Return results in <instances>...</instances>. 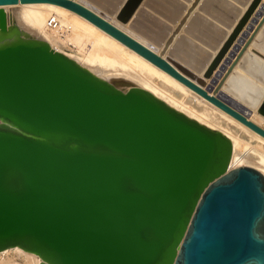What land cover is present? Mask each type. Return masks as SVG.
Returning <instances> with one entry per match:
<instances>
[{"label": "water", "instance_id": "95a60500", "mask_svg": "<svg viewBox=\"0 0 264 264\" xmlns=\"http://www.w3.org/2000/svg\"><path fill=\"white\" fill-rule=\"evenodd\" d=\"M25 2L80 14L264 137L248 118L264 117V0H0V250L38 264H264V175L228 166L219 129L98 76L3 7Z\"/></svg>", "mask_w": 264, "mask_h": 264}, {"label": "bare ground", "instance_id": "6f19581e", "mask_svg": "<svg viewBox=\"0 0 264 264\" xmlns=\"http://www.w3.org/2000/svg\"><path fill=\"white\" fill-rule=\"evenodd\" d=\"M14 5L25 6V7L42 5V6L46 7L48 10L47 13L49 14L50 12H52L50 14L55 16V18L59 22V25L55 28L48 27L46 25L47 26L46 28L50 29L49 31H47V29H44L45 31H47V33H52V32L56 33V31L60 33L62 31L63 32L68 31L69 28L77 27L78 32L80 31L81 34L91 37L90 41H92L93 46H95V47L99 46V48H100V46H102L105 48V49H103V51L105 50L104 53H101L99 51L102 54V57L100 56L101 57L100 60L104 59V58L106 59V57H110L111 60H113L114 62L117 61L118 63H120V64H118V66L121 65V67H122L121 62L124 61L123 63H126V65L129 64L133 68V69H130L131 67L129 66V68H128L129 70L127 72L128 76H126V75L122 76L120 74H119V76H117L118 74H113L115 72H111L110 69H107L108 67L106 68L105 66L98 64V61H100V60H98L97 57L99 58L100 54L98 53V51H97L98 55L94 54V50H96L95 48L93 49V52H91L90 50H85V51L82 50V55H81V53L77 54V51H75V49L71 48L67 44H63V42H60L59 40L58 41L55 39H54V41L53 40H47L51 47H53L54 49H57V50L65 53L66 55L72 57L74 60H76L80 64L84 65L85 67L90 69L92 72H94L98 76L104 77L105 79H107L108 81H110L112 83L119 82L117 80L121 79V80H126V82L131 83L133 85H139V86L149 90L151 93H153L154 95H156L157 97H159L160 99L165 101L167 104H169L172 107L182 111L184 114L198 120L199 122L204 123L207 126L217 128L220 131H222L229 138L230 144H231V152H230L229 163H228L229 167H235L236 165H238L239 162L243 164V163H247V161H250V163L253 162L252 164H254L256 158H260V159H258V161H260V162L264 161V150H261L260 147L257 146L258 144L252 145L251 143H249L251 141H249V142L245 141L244 139L246 137L241 135V131L239 129H236V128H234L233 125H231V128L237 132L236 134L231 133L229 131V129L226 127V125H224V122H220L218 120L219 117L211 114L210 112L199 110V108H197L196 105L194 106V104H190V103L186 102L185 99L182 98L183 95H182V97H179L175 91L176 90L181 91V92H183V94L184 93L193 94L197 99L202 100V101H205L207 99H205L204 97L203 98L205 100L203 98H201L202 97L201 95L197 94L196 92H194L193 90H191L190 88L185 86L183 83L178 81L176 78L170 76L165 71H163L162 69H160L157 66H155L154 64H152L150 61L145 59L140 54L136 53L134 50L123 45L122 42L120 43L119 40L117 41L116 38H114L113 36H111L110 34L105 32L104 30H102L101 28H99L94 23L90 22L88 19L84 18L80 14H78V13H76V12H74V11L64 7V6H61L59 4L50 3V2H25V3H16L13 5L6 4V5H3V7L7 8L9 6H14ZM29 16L32 18V20H35V22H38V24L41 22V17L35 16V18H34V14L33 15L29 14ZM110 20L113 21L120 28H122L121 24H119L116 20H113L112 17L110 18ZM76 22L80 26L77 25L74 27V24ZM123 27H125V26H123ZM122 29H124L130 35L134 36L135 38H137L138 40L143 42L139 37L132 34L129 29H128L129 31L125 28H122ZM51 30H55V31H51ZM75 30H76V28H75ZM75 41H74V43L76 45L80 42L79 39H77ZM143 43L147 44V41H145ZM80 44H81V42H80ZM78 45L76 47H78ZM79 47H81V45ZM246 48H250V45L248 44ZM104 54L106 56L103 58ZM164 56H168L167 53H165ZM169 59H171V58L169 57ZM101 61H103V60H101ZM171 62H173L176 65V67L178 68L179 71H181L185 75L191 76L193 78V80H195V77L197 75H195L189 68H187L186 66L181 64L178 60L174 61L173 59H171ZM234 67H235V65H234ZM198 76L200 77L199 74H198ZM156 78L159 79L160 81H162V83H160V82L158 83ZM205 80L206 81H202L200 78V80L197 83L201 87L205 88V86H206L205 84L208 81L207 79H205ZM130 86H132V85H130ZM220 89H221V87L218 89V91ZM208 92L211 93L210 90H208ZM198 95L201 97H199ZM196 98H195V101L197 100ZM208 102H210V101H208ZM219 111H220L219 113H221L223 115L225 114L221 110H219ZM254 111H255L254 109L251 110L248 118L253 120L254 122L258 123L260 126L264 125V117L257 114V113H256L257 115H254L252 113ZM235 121H236V119H235ZM237 123H239L238 120H237ZM240 124H241V122H240ZM253 131H251V132H253ZM252 136L258 137L260 139L259 141L264 146L263 136H261L260 134H256V133H254ZM247 139L249 140V138H247ZM238 145L243 146V150L241 152L238 151ZM252 153L256 154L258 157L252 158L254 156V155H252ZM2 255H3V257H2ZM15 262H20L21 264H38L39 255L34 253V252L25 250L24 248H3L2 250H0V264H13Z\"/></svg>", "mask_w": 264, "mask_h": 264}, {"label": "rangeland", "instance_id": "374dc122", "mask_svg": "<svg viewBox=\"0 0 264 264\" xmlns=\"http://www.w3.org/2000/svg\"><path fill=\"white\" fill-rule=\"evenodd\" d=\"M7 9L8 10H10L12 13H13V18H14V20L18 23V24H20V25H26L28 28H30L31 29V31L32 32H34V33H36V34H38L39 36H41L42 38H44V39H46V40H53L54 41V39L55 40H59L60 42H63V44H67L68 46H70L71 48H73V49H75V51H77V54H80L81 53V55H82V50L83 51H85V50H90L91 52H93V49L95 48L96 50H94V54H97L98 55V53L100 54L99 55V58L97 57V59L98 60H100V58L102 57V54L101 53H104L105 52V50L103 51V49H105L104 47H102V46H100V48H99V46H97V47H95V46H93L92 44V41H90L91 40V37L90 36H86V35H83V34H81L80 33V31L78 32V29H77V27H75V26H80L79 24H77V22L74 24V27L76 28V30H75V28H69V30L68 31H65V32H57L56 31V33H54V32H52V33H47V31H49L50 29H47L46 27V18L49 16V15H51L50 13H52V12H50L49 14L47 13L48 12V10H47V8L46 7H44V6H42V5H36V6H30V7H25V6H9V7H7ZM242 9H243V7H242ZM28 14V15H27ZM29 14H31V15H33L34 14V18H35V16H39V17H41V22L38 24V22H35V20H32V18L29 16ZM112 18H114L113 16H112ZM114 20V19H113ZM120 24V23H119ZM123 26H125V27H123ZM121 27L122 28H125V29H129L126 25H122L121 24ZM44 29H47V31H45ZM59 29V28H58ZM57 29V30H58ZM60 30V29H59ZM130 30V32L132 33V34H134L135 36H137V37H139L143 42H145V41H147L146 39H144V38H142L141 36H139L138 34H136V33H134L131 29H129ZM128 30V31H129ZM51 31H55V30H51ZM63 33V34H62ZM90 37V38H89ZM51 38V39H50ZM53 38V39H52ZM77 39H79V41L81 42V44H80V42L77 44L78 45V47H76L77 45L74 43V41L75 40H77ZM117 40V39H116ZM145 40V41H144ZM118 41V40H117ZM76 42V41H75ZM148 42V41H147ZM121 43V42H120ZM81 45V47H79ZM124 45V44H123ZM102 47V48H101ZM249 47V46H248ZM92 49V50H91ZM103 52H102V51ZM97 51H98V53H97ZM101 53H100V52ZM96 55V56H97ZM101 56V57H100ZM106 55L104 54V56H103V58L105 57ZM171 59H173L174 61H177L176 59H174L173 57H171V56H169ZM170 59V60H171ZM101 60H103V61H101ZM100 61H98V64H100V65H103V66H105L107 69H110L111 70V72H115V73H113V74H118L117 76H119V74L120 75H122V76H128L127 75V72H128V68H129V66L131 67L130 69H133L132 68V66L131 65H126V63H123V62H121V64H122V67H121V65L120 66H118V64H120V63H118L117 61H113V60H111V58L110 57H106V59L104 58V59H101ZM97 61V60H96ZM114 62V63H113ZM120 62V61H119ZM117 69V70H116ZM194 73V72H193ZM195 75H197L198 76V74H195ZM201 77V76H200ZM156 80L158 81V83L160 82V83H162V81H160L159 79H157L156 78ZM201 80L202 81H206L205 79H203L202 77H201ZM117 81H119V82H115V83H122V84H126V85H133V84H131V83H128V82H126V80H121V79H118ZM177 94H178V96L179 97H182V95H183V97L182 98H184L185 99V101L186 102H188V103H190V104H194V106L196 105V107L197 108H199V110H201V111H206V112H210L211 114H213V115H216L217 117H219V121L220 122H224V125H226V127L229 129V131L231 132V133H233V134H236L237 132L236 131H234L232 128H231V125H233V126H235V127H237V129H239L240 131H241V135L242 136H244V137H246L244 140L245 141H251V142H249V143H251L252 145H257L258 147H260V149L261 150H264V146L261 144V142L259 141L260 139L258 138V137H253L252 135L254 134V133H256V134H258L257 132H255V131H253L252 129H250L249 127H246L245 125H243L242 123V125L240 124V122L239 123H237V120L235 121V119L234 118H232V117H230L227 113H225L223 110H221L220 108H218L217 106H215L214 104H212V103H210V102H208L207 100H205L203 97H201V96H199V97H201V98H203L205 101H202V100H199V99H197L193 94H188V93H184L183 94V92H181V91H175ZM196 94V93H195ZM197 95V94H196ZM194 98V99H193ZM195 98L197 99L196 101H195ZM204 102V103H203ZM206 103V104H205ZM209 103V104H208ZM214 107V108H213ZM221 110L223 113H225L224 115L223 114H221V113H219L220 111L219 110ZM254 115H257L256 114V112L254 111V112H252ZM215 116V117H216ZM223 124V123H222ZM251 131H253V132H251ZM252 133V134H251ZM247 138H249V140L247 139ZM264 138V137H263ZM262 147H261V146ZM243 150V146L242 145H238V151L239 152H241ZM252 155H254L252 158H256V157H258L256 154H254V153H252ZM258 159H260V158H256L255 159V163L254 164H252L253 162H251L250 163V161H247V163H243V164H246V165H250V166H252V167H254V168H256L257 170H259L261 173H263L264 174V161H262V162H260V161H258ZM254 160V159H253ZM257 160V161H256ZM249 162V163H248ZM259 163V164H258ZM242 163H238V165H243ZM238 165H236V166H238ZM2 257H3V255H2ZM18 261V260H17ZM13 264H21L20 262H15V263H13Z\"/></svg>", "mask_w": 264, "mask_h": 264}, {"label": "built area", "instance_id": "2783aa9c", "mask_svg": "<svg viewBox=\"0 0 264 264\" xmlns=\"http://www.w3.org/2000/svg\"><path fill=\"white\" fill-rule=\"evenodd\" d=\"M46 25L48 27H52V28H55L59 25V22L58 20L55 18V16L53 15H49L47 18H46Z\"/></svg>", "mask_w": 264, "mask_h": 264}, {"label": "crops", "instance_id": "0c3cea01", "mask_svg": "<svg viewBox=\"0 0 264 264\" xmlns=\"http://www.w3.org/2000/svg\"><path fill=\"white\" fill-rule=\"evenodd\" d=\"M244 8V7H243Z\"/></svg>", "mask_w": 264, "mask_h": 264}]
</instances>
